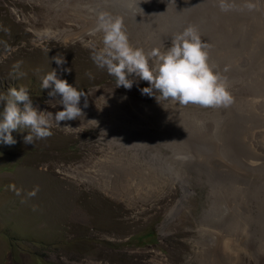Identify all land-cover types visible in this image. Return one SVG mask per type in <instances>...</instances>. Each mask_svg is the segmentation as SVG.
Masks as SVG:
<instances>
[{"label": "rangeland", "instance_id": "rangeland-1", "mask_svg": "<svg viewBox=\"0 0 264 264\" xmlns=\"http://www.w3.org/2000/svg\"><path fill=\"white\" fill-rule=\"evenodd\" d=\"M234 2L255 8L0 0V95L24 87L54 115L62 106L41 82L55 70L88 104L53 122L50 137L26 144L29 130L17 129L15 144L0 143V264H264V0ZM101 12L145 53L194 27L233 104L158 102L135 74L130 90L116 87L91 58L103 47L102 33L89 34Z\"/></svg>", "mask_w": 264, "mask_h": 264}, {"label": "clouds", "instance_id": "clouds-1", "mask_svg": "<svg viewBox=\"0 0 264 264\" xmlns=\"http://www.w3.org/2000/svg\"><path fill=\"white\" fill-rule=\"evenodd\" d=\"M217 4L222 12L245 8L251 11L255 8L254 4L248 2L238 6L234 0H217ZM98 33H102L103 47L94 52L91 58L97 67L106 68L107 73L115 78L116 87L123 86L130 90L134 81L129 76L135 74L150 85L141 89L142 94L154 96L158 102L167 100L182 107L191 104L203 108H227L233 104L234 98L227 90L226 83L208 63L209 45L194 27H188L173 36L171 47L164 52L153 48L145 53L142 48H133L122 19L106 12L97 15L95 26L89 30L90 35ZM52 59L58 66L65 63L62 55ZM41 88L51 89L48 96L53 99L47 103L53 107L61 105L62 110L54 115L52 112L40 111L33 106L27 89L9 88L6 95H0V143L15 144L12 132L17 129L29 130V134L24 137L26 144L50 137L53 122L59 126L61 121L74 120L83 115L79 107L82 97L85 98L84 107L88 106L87 94L66 80L57 78L55 70L42 78ZM11 187L17 195L20 194L18 189ZM35 194V190L29 193L30 196Z\"/></svg>", "mask_w": 264, "mask_h": 264}, {"label": "bare ground", "instance_id": "bare-ground-1", "mask_svg": "<svg viewBox=\"0 0 264 264\" xmlns=\"http://www.w3.org/2000/svg\"><path fill=\"white\" fill-rule=\"evenodd\" d=\"M58 36V35H57ZM98 127H100V126H98ZM206 249V248H205ZM248 250V249H247ZM210 251V250H209ZM241 255V254H240ZM238 256V255H237ZM214 260V259H213ZM202 261V263H203V260H201ZM213 264H215V263H213Z\"/></svg>", "mask_w": 264, "mask_h": 264}]
</instances>
